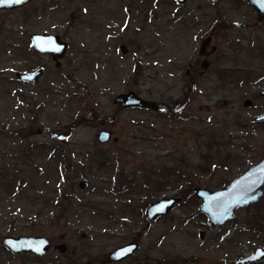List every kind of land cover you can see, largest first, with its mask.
I'll return each mask as SVG.
<instances>
[{
    "label": "rangeland",
    "instance_id": "374dc122",
    "mask_svg": "<svg viewBox=\"0 0 264 264\" xmlns=\"http://www.w3.org/2000/svg\"><path fill=\"white\" fill-rule=\"evenodd\" d=\"M186 1L33 0L0 14L10 32L0 40V236L46 237L45 264H102L132 241L138 249L115 264H231L264 249V227L254 223L264 193L259 207L238 210L221 227L194 196L223 188L264 156V124L253 126L264 113V21L246 5L216 10V0ZM219 23L225 28L215 29L216 52L202 70L199 43ZM21 27L66 40L59 68L30 57ZM45 65V96L15 83L17 72ZM189 65L197 77L191 89ZM130 91L160 110L118 109L115 96ZM186 93L177 120L165 118L163 107ZM101 130L117 142L97 143ZM53 132L69 139L55 141ZM9 170L11 187L2 179ZM167 197L181 201L148 222L147 206ZM57 244L66 245L63 255ZM0 264L42 262L0 248Z\"/></svg>",
    "mask_w": 264,
    "mask_h": 264
},
{
    "label": "water",
    "instance_id": "95a60500",
    "mask_svg": "<svg viewBox=\"0 0 264 264\" xmlns=\"http://www.w3.org/2000/svg\"><path fill=\"white\" fill-rule=\"evenodd\" d=\"M31 0H20L19 3L14 0H0L1 9H16L28 4ZM178 4L185 3V0H175ZM256 12V21L264 20V0H248ZM33 48L42 54H52L55 61L61 59L65 53V43H61L57 36L50 35H33L31 37ZM210 37L204 40L201 44V51H203L208 44ZM122 54L127 53L125 46L120 47ZM203 70L208 68V62L204 60L201 65ZM40 72L33 74L18 73L17 79L22 82L36 83ZM264 96V92L260 93ZM113 104L120 109H142L156 112L159 106L153 102L143 99L135 92L121 93L115 96ZM244 108L252 106L250 100H245ZM258 124L264 123V113L254 119ZM40 133V132H38ZM51 137L57 141L64 142L68 139L61 133H52ZM117 142L116 138H112V132L108 130L100 131L96 136V141L99 144H106L110 141ZM80 189L86 187L84 181L78 183ZM264 189V157L257 163L250 166L241 175L231 180L226 186L221 189L209 191L205 189H197L194 192L195 198L200 202L199 212L206 216L208 221L216 227H221L227 222L234 219L238 210L244 209L250 205L257 203L263 196ZM181 199L178 197H167L158 199L148 205L145 210L144 217L147 221H153L160 217H165L173 210V208L180 203ZM246 201V202H245ZM204 234L199 232L200 240H203ZM5 245L13 253L30 252L32 254L41 256L49 251V240L45 237H5L3 240ZM39 247V251H37ZM60 254H64L66 245L61 244L55 247ZM138 249L135 242H131L120 246L110 253L102 264H112L126 260L134 254ZM264 261V249L257 247L253 249L249 255L239 260L233 261L231 264H252Z\"/></svg>",
    "mask_w": 264,
    "mask_h": 264
},
{
    "label": "flooded vegetation",
    "instance_id": "af4514ba",
    "mask_svg": "<svg viewBox=\"0 0 264 264\" xmlns=\"http://www.w3.org/2000/svg\"><path fill=\"white\" fill-rule=\"evenodd\" d=\"M32 1L33 0H31L28 4L24 5L21 8L9 9V10L1 9L0 10V14L1 13L13 12V11H16V10H21V9L27 7L28 5H30ZM185 2H187V1L185 0ZM222 2H226L228 4H231L234 8L237 7L238 5H246L256 15V12H255L254 8L251 5H249L248 0H216L214 2V5L211 6V7H213L214 9L217 10L218 7H219V4H221ZM214 14H216L215 17H217V18H219L221 16L220 13L218 14V11L215 12ZM256 17H257V15H256ZM263 21L264 20H262L261 22H263ZM261 22H258V23H261ZM217 28H225V25L223 23H219L216 26H214L212 28V30H211L210 35L207 36V37H205V38H202L201 41H200V43H199L198 56L200 58H202L201 65H202V62L204 60H206L208 62L207 58L210 55H212V54H214L216 52V48L215 47H210V45H211V42H212L213 33H214L215 29H217ZM7 30H8V28L0 27V40L6 39L7 38V35L10 34V32L7 31ZM1 31H4V32H1ZM18 35H22L24 37V39L26 40V44H24V47L26 48V51L29 53V55H30V57L32 59L37 60L39 58H46L47 61L50 62V63H52L56 68H59L61 66V62L64 60V57H65V55H66V53L68 51V43L66 42V40L63 39V37L59 33L47 32V31H30L29 28L21 27L19 29V31H18ZM33 35L57 36L59 38V41L61 43L62 42L65 43V46H66V50H65V53H64L63 57L61 59H59L58 61H55L52 54H42V53L37 52L33 48V45H32L31 37ZM209 37H210V40H209L208 44L206 45L205 49L203 51H201V44H202V42L204 40H206L207 38H209ZM10 47H12V46L11 45H7L5 48L8 49ZM208 65H209V62H208ZM42 68L43 69H41V68H35V69H30V70L25 71V72H17L15 74V78H16L15 83L23 84L25 86V88L27 87L29 89V91L32 93V94H28L30 96L40 97L41 94H43L42 96H45L47 94V92H45L46 91V88H47V86H46L47 85L46 84L47 81L45 82L43 79L45 78V74H46V65L43 66ZM36 72H40V76L38 77L36 83H32V82H22V81H19L17 79V77H16V75L18 73L33 74V73H36ZM200 75H202V73H200ZM185 76L188 77V81L186 82L187 89H191V87L194 86L195 80H197V77H195L196 74H194V72H193V65H189V70H186L185 71ZM53 91L54 92H58L57 90H51V92H53ZM261 92H259V96H260V93ZM48 94H49V92H48ZM8 236L9 237H14V238H19V237H33V236H16V235L0 236V248H1L2 251L7 252L9 254V256H11L12 258H20L22 256H24V257H30V258H33V260H36L38 262H42V264L43 263L45 264V259L44 258L48 254V252L51 250V243H50V241H49V244H50L49 251L46 254H44V255L38 256V255L32 254L30 252H26V253H24V252H21V253H13V252H11L5 245H3L4 238L5 237H8ZM34 237H40V236H34ZM132 242L137 243L136 241H132ZM60 245L61 244H57V245L53 246V249L56 250L55 247L60 246ZM137 245H138V243H137ZM66 250H67V247H66ZM66 250H65V252H66ZM56 251L58 252V250H56ZM61 255H63V254H61ZM117 263H119V262H117ZM112 264H115V263H112Z\"/></svg>",
    "mask_w": 264,
    "mask_h": 264
},
{
    "label": "trees",
    "instance_id": "16d2710c",
    "mask_svg": "<svg viewBox=\"0 0 264 264\" xmlns=\"http://www.w3.org/2000/svg\"><path fill=\"white\" fill-rule=\"evenodd\" d=\"M139 69H140V62L138 60H135V72L138 73L139 72ZM187 101V93L184 94L183 98L175 101L172 105L171 108H169L168 106L164 108L165 110V118H174L177 120L176 118V115H177V112L182 109L181 107L185 105ZM253 126H256V124H253ZM229 156H226L223 160H228ZM65 167L67 169H70V167L68 165H65ZM4 169V167L2 168V170ZM226 171H229L230 170V167L227 165L226 166ZM225 171V172H226ZM228 173V172H227ZM4 175V173H3ZM226 175V174H225ZM224 178L226 176H223ZM4 181H5V184H3L4 186H7V187H11L10 186V180L12 179V176L10 175V170H9V174L7 176L4 175V177L2 178ZM186 193H187V190H184V191H181L180 192V195L185 198L186 196ZM261 205V201L257 202L256 204L254 205H250V206H253L254 208H257ZM147 206V203H144L143 204V208ZM249 207V206H248ZM254 223L256 225V227H261L263 226L264 227V206H262L261 208L257 209L255 212H254ZM139 233L141 232H137L136 233V237L139 235ZM253 264H261V263H253Z\"/></svg>",
    "mask_w": 264,
    "mask_h": 264
},
{
    "label": "snow or ice",
    "instance_id": "6c2138e0",
    "mask_svg": "<svg viewBox=\"0 0 264 264\" xmlns=\"http://www.w3.org/2000/svg\"><path fill=\"white\" fill-rule=\"evenodd\" d=\"M14 2H16V3H19L20 2V0H14ZM246 202V201H245ZM37 251H39L40 249H39V247H37V249H36Z\"/></svg>",
    "mask_w": 264,
    "mask_h": 264
}]
</instances>
